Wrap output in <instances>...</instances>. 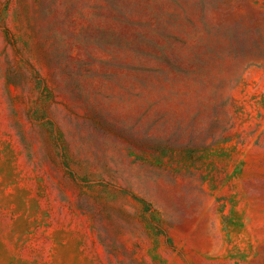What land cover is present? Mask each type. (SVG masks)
I'll return each mask as SVG.
<instances>
[{"label":"rangeland","instance_id":"obj_1","mask_svg":"<svg viewBox=\"0 0 264 264\" xmlns=\"http://www.w3.org/2000/svg\"><path fill=\"white\" fill-rule=\"evenodd\" d=\"M0 264H264V0H0Z\"/></svg>","mask_w":264,"mask_h":264}]
</instances>
